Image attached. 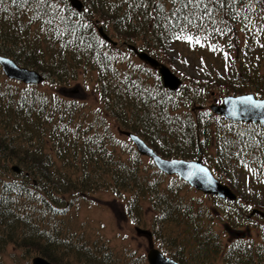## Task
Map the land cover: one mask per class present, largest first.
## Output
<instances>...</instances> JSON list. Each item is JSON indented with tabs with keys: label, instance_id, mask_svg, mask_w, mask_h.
<instances>
[{
	"label": "trees",
	"instance_id": "16d2710c",
	"mask_svg": "<svg viewBox=\"0 0 264 264\" xmlns=\"http://www.w3.org/2000/svg\"><path fill=\"white\" fill-rule=\"evenodd\" d=\"M81 1L78 12L68 0H0V54L44 77L24 84L0 70V264H30L33 255L54 264H147L128 236L89 239L66 228L62 218L78 199L103 192L181 264H264L261 236L235 241L227 231L262 203L250 193L239 192L242 203L201 194L117 132L138 134L164 157H200L236 191L242 173L264 188V123L192 109L210 92L264 95V48H254L264 46V0ZM178 35L221 47L231 67L224 75L201 67L198 78L183 74L177 90L165 89L132 47L170 63Z\"/></svg>",
	"mask_w": 264,
	"mask_h": 264
},
{
	"label": "water",
	"instance_id": "95a60500",
	"mask_svg": "<svg viewBox=\"0 0 264 264\" xmlns=\"http://www.w3.org/2000/svg\"><path fill=\"white\" fill-rule=\"evenodd\" d=\"M71 6L77 11H81L83 4L80 0H69ZM98 31L100 35L108 41L110 38L103 32L102 28L99 27ZM134 52L138 58L146 61L150 66L156 68L162 84L169 90H176L181 83V79L173 73L168 66L159 62L156 58L152 57L145 51H138L133 47ZM0 66L6 77L16 79L23 83H39L43 77L34 69H29L18 65L13 59L0 55ZM72 91H75L74 89ZM251 98L250 100L247 98ZM212 112L220 115H224L227 119L234 121H252V122H263L264 121V97L256 99L252 93H244L236 96L226 95L223 97L221 104L210 105ZM127 135L134 143L136 150L141 155H146L152 159L157 168L166 174H176L180 178L187 181L196 190H200L203 193H209L216 195L219 198L234 200L236 194L232 189L221 183L216 179L211 170L198 160H184L176 158H163L156 154L152 148L147 146L145 142L137 135L128 132L121 131ZM11 170L16 173H20L18 165H11ZM257 213L264 217V212L252 208L250 214ZM137 234H143L150 237V232L146 229L135 227ZM146 258L148 264H179L174 259L165 256L160 250L154 247H150L146 252ZM31 264H53L42 256L36 255L31 258Z\"/></svg>",
	"mask_w": 264,
	"mask_h": 264
},
{
	"label": "rangeland",
	"instance_id": "374dc122",
	"mask_svg": "<svg viewBox=\"0 0 264 264\" xmlns=\"http://www.w3.org/2000/svg\"><path fill=\"white\" fill-rule=\"evenodd\" d=\"M244 36L240 40L245 44ZM240 43V41H239ZM255 53L262 54V47L255 46ZM208 49V50H205ZM224 51L221 47L217 49L214 47L205 48L199 46L197 43H189L187 40H177L169 46L168 52L170 53V65H167L177 74H190L199 76L202 68H209L212 75H224L227 68L231 67L230 61H227L223 54ZM205 61H202V60ZM223 77V76H222ZM72 86V88H74ZM78 96L80 98H86L89 102L91 95L86 92H80V88H77ZM207 164V163H206ZM236 185L240 187L238 193H250L253 199L264 205V188L256 186L252 183L251 179L247 175H237ZM94 198L79 199L75 205L69 210L70 213L64 216L62 219L66 224V228L75 230L77 234H86L89 239L93 237H109L111 239H121L119 233L124 236V240H130L131 243L143 251H145L153 245L154 240L149 239L146 235H138L135 232L134 225L130 222L121 211L120 202L113 198L109 193L103 192L94 195ZM246 222V221H245ZM262 219L258 216L252 217L251 224L246 222V225L252 227L250 230L252 236L256 235L255 225L261 224ZM243 228H244V223ZM138 226L145 228L143 225ZM148 225H146L147 227ZM149 230V229H147ZM155 246V245H154ZM34 256V255H33ZM31 256V257H33ZM30 257V258H31Z\"/></svg>",
	"mask_w": 264,
	"mask_h": 264
},
{
	"label": "flooded vegetation",
	"instance_id": "af4514ba",
	"mask_svg": "<svg viewBox=\"0 0 264 264\" xmlns=\"http://www.w3.org/2000/svg\"><path fill=\"white\" fill-rule=\"evenodd\" d=\"M197 107L194 109V113L198 114V104H196ZM227 231L229 234V239L233 240L236 238H243V239H247L249 236V233H243V232H237L235 229L231 228V227H227Z\"/></svg>",
	"mask_w": 264,
	"mask_h": 264
},
{
	"label": "snow or ice",
	"instance_id": "6c2138e0",
	"mask_svg": "<svg viewBox=\"0 0 264 264\" xmlns=\"http://www.w3.org/2000/svg\"><path fill=\"white\" fill-rule=\"evenodd\" d=\"M188 2L189 3H193V2L202 3L203 0H188ZM189 23H191V21H189ZM176 38L177 39H181L182 37L178 35ZM183 38L186 39L189 43L195 42L197 44H200V38L199 37H193V36L189 35V36H186V37H183ZM201 46H203V45H201ZM247 99L250 100L251 98L249 97Z\"/></svg>",
	"mask_w": 264,
	"mask_h": 264
}]
</instances>
